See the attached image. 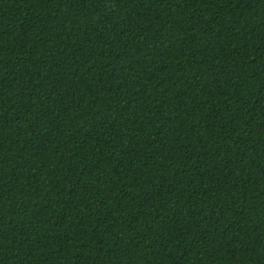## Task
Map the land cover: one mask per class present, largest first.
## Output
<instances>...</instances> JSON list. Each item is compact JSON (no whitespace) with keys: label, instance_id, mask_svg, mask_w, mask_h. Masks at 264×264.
<instances>
[{"label":"trees","instance_id":"trees-1","mask_svg":"<svg viewBox=\"0 0 264 264\" xmlns=\"http://www.w3.org/2000/svg\"><path fill=\"white\" fill-rule=\"evenodd\" d=\"M0 264H264V0H0Z\"/></svg>","mask_w":264,"mask_h":264}]
</instances>
